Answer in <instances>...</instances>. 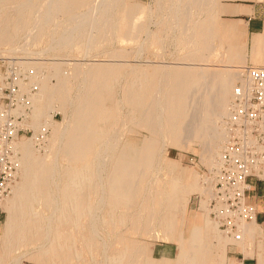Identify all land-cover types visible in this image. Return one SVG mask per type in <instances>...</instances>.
I'll return each mask as SVG.
<instances>
[{"label":"bare ground","instance_id":"bare-ground-1","mask_svg":"<svg viewBox=\"0 0 264 264\" xmlns=\"http://www.w3.org/2000/svg\"><path fill=\"white\" fill-rule=\"evenodd\" d=\"M149 5L0 0V57L21 54L22 65L33 69L30 124L34 131L40 123L51 129L42 140L46 154L33 147L34 136L15 143L20 173L4 200L8 215L0 264H21L24 258L40 264H206L212 229L223 247L240 245L255 233L264 239L254 220L241 225L239 240L222 236L205 214L186 230L184 218L178 234L176 214L187 211L190 194L210 196L212 189L199 183L198 174L185 183L172 168L165 169L166 178L159 177L168 142L199 141L203 160L217 166L226 140L225 118L237 81L244 83L246 65L245 51L232 47L236 23L219 16L241 9L219 0ZM11 20L21 24L20 33H10ZM151 21L154 30L147 27ZM20 35L25 40L18 45ZM43 36L49 38L45 46L32 49ZM141 36L134 52L119 45ZM170 43L173 61L135 58L150 44L164 50ZM222 47H228L218 59L224 64L217 66L210 56ZM75 48L83 58L69 57ZM99 55L105 58L92 59ZM250 56L252 65L264 66V28L253 34ZM55 107L63 110V122L52 118ZM139 132L140 139L129 138ZM259 173L264 174V165ZM201 207L208 214L206 200ZM158 229L165 238L179 240L175 258L149 256L145 244L133 237ZM263 245L258 242L259 264H264ZM214 264L242 262L227 263L223 255Z\"/></svg>","mask_w":264,"mask_h":264},{"label":"built area","instance_id":"built-area-1","mask_svg":"<svg viewBox=\"0 0 264 264\" xmlns=\"http://www.w3.org/2000/svg\"><path fill=\"white\" fill-rule=\"evenodd\" d=\"M241 73L244 83L235 85L225 118L226 140L213 171L208 205L219 230L237 240L241 225L256 221V208L246 199L249 178L264 179L258 175L264 165V66L249 63ZM32 76L33 69L24 67L22 58L0 57V206L19 178L15 143L32 131ZM48 131L42 124L34 136L41 140Z\"/></svg>","mask_w":264,"mask_h":264},{"label":"rangeland","instance_id":"rangeland-1","mask_svg":"<svg viewBox=\"0 0 264 264\" xmlns=\"http://www.w3.org/2000/svg\"><path fill=\"white\" fill-rule=\"evenodd\" d=\"M133 1L135 3H140V4H143L146 6H148L150 4L149 6L152 9H155V7L157 6V0H136V1L135 0H132V1L126 0L125 1L124 0V2H126V3H128V2L133 3ZM257 1H260L261 2L260 4H264V0H219V2L222 3V5H225V4H231V5L253 4ZM260 10L262 12L264 11L263 8ZM233 14L234 13L222 12V13H220L219 18L222 22L226 21V22L236 23V27H234L235 32H233V37H232L233 38L232 39L233 40L232 41V45H233L232 47L234 49L244 50L245 54H246V53H248L249 42H250V39H251V36L253 35V33L250 35L246 22H244L242 19H240V17L234 16ZM140 15H144V14L143 13L137 14V16H140ZM24 18L27 21H29V12H26L24 14ZM152 22L153 21L149 22L148 26H147L150 30H154L156 27L154 22L153 23ZM9 24H10V27H9L10 33H14L16 30H18L20 33L21 30H20L19 26L21 24L19 22H15L14 20H11L9 22ZM244 32L246 34H243ZM20 36H19V38L15 39L17 41V44L19 43L18 45H20L24 42L23 39L25 40V38H23L24 37L23 35H20ZM143 38H144V36H141L136 40H130V39L121 40L119 45L120 44L124 45L126 48L131 49L134 52L136 50L137 46L139 45V42ZM48 39L49 38L47 36H43L41 38V41L38 43V45L33 46L31 48L32 49H38L39 47L42 48L43 46H45V43L48 41ZM2 45H4V43ZM174 47L175 46L171 43L165 44L164 50H162L160 47L153 45V44H150L142 52L144 55L141 53V55H139L140 57L135 56V58L136 59L139 58L141 60L147 59V60L153 61V62L163 61L164 63L169 62V61H173L176 55L174 54L175 56L173 55V57H172L169 55V52L174 51L175 50ZM227 48L228 47H225V48L222 47L220 50L217 49L215 51L216 52L215 54H217L219 51H220V53L221 52L222 53H221V55H220V53L218 54L219 57L215 54L213 56H210V59H214V61L216 62L215 63L214 61L213 62L210 61V63H215L217 66L223 65L224 62L223 61L219 62L220 60H218V59L223 60L222 58L225 57L224 54L226 53ZM2 49L5 50L6 47H2ZM179 53H182L181 50L179 51ZM60 54H61V55H59L60 57H62V56L67 57L64 55V53H60ZM134 54L135 53H133L131 56L132 59L134 58ZM16 56H18V57L20 56V58H21V54H19V55L16 54ZM220 56H222V57H220ZM69 57L83 58L81 56V52L78 51V48H75L73 51H71ZM93 58L103 59L105 57L99 55L97 57H92V59ZM72 61H74V60L73 59L69 60V62H72ZM82 61H84V60H82ZM219 63H222V64H219ZM249 63H250V61L247 59L245 64H249ZM260 64H262V63H260ZM50 82H55V79L51 78ZM237 83H238V81H237ZM51 111H52V118L55 121L63 122V119H64L63 110H60V108L58 109V107L57 108L55 107V109H52ZM30 122H31V120H30ZM42 124L43 123H40V126ZM40 126H39V128H40ZM39 128L37 130H35L36 131L35 132L34 128L31 125L32 131L30 133H28L27 135L20 137L19 139L28 138V137L36 135ZM50 130L51 129L49 128V131L46 134V136L43 139H41L40 141L36 139L37 138L36 136H34L35 140H33V141L35 144L33 145V147H36V150L38 149L37 151L42 155L46 154L47 150H48V148L45 146L46 144H42V143H44L42 140H44L45 138L48 137V135L50 134ZM129 138L140 139L141 133L139 132L136 135H132V136L129 135ZM45 143H47V142H45ZM44 146L47 148V150ZM20 154L21 153H19V156H20ZM164 156L168 159H166ZM162 157L165 160H164V162L162 160L164 167L159 173V177L161 179L166 178L167 175H169L170 168H172L176 173L179 171L178 174H180V175L182 174V176L185 178V183H191L193 180L194 174H198V176H201V177H198L199 183H201V185L204 187H210L211 186V189H212L211 192L213 193V178H214L213 177V175H214L213 171L215 168H211L203 160L202 151H201V143L199 141H192V142H190L189 145H181V146L180 145L177 146L175 144H171L168 142L163 147ZM168 160L171 163L168 162ZM172 163H173V165H172ZM165 169H169V170H165ZM19 173H20V171H19ZM258 175L260 177L264 178V174L258 173ZM200 193L201 192H199V191L192 192L190 194V197H189V201H188L189 203L187 206V211L186 212L179 211L176 214V220L178 223V229H177L178 234L182 233V223H183L184 218H185V225L183 228L185 230H186L187 226H189V224L200 222L202 219V215H204V214L207 215L210 220H212V218L209 214V206L208 205H209L210 197L213 194L210 193V196H208L207 194H203V193L200 194ZM207 197H209V198H207ZM203 200H206V206H207L208 214H206L205 211L203 213V210L201 207V202ZM7 215H8V211L5 208V204L3 202L0 206V236L2 235ZM256 223H257V227H260L262 230V233H264V215H262V216L258 215ZM161 233L162 232L158 229L153 234H147V235L133 234V237L145 244L146 253L149 256H153L155 258H160V257H167V258H172V259L175 258L177 253H178L179 240L175 239V238L174 239L165 238L163 236V234H161ZM220 233L222 236H226L224 233H222V232H220ZM229 237H231V236H229ZM244 239H243V241H241L242 243H240V245H236V246L228 245L226 247H223L221 245V242L220 241L218 242V238L216 236V231H213V229L210 230V234L208 236L210 251H209V258L206 261V264H214L216 261H218V258L223 256V255L226 256L227 263H228V260L230 259V260L238 261V262L241 261L242 264H259L257 262V257H256L257 253H258V247L257 246H258V242L261 240L263 241V244H264L263 236L255 233L253 238H244ZM252 248H253V250H252L253 254L251 256H249V255L246 256L245 254L250 253ZM21 264H40V263H38L34 260H30L28 258H24L22 260Z\"/></svg>","mask_w":264,"mask_h":264},{"label":"crops","instance_id":"crops-1","mask_svg":"<svg viewBox=\"0 0 264 264\" xmlns=\"http://www.w3.org/2000/svg\"><path fill=\"white\" fill-rule=\"evenodd\" d=\"M259 3V4H258ZM260 1H257L253 4H243L236 5L241 10L234 12V16L240 17L247 24L248 31L250 35L253 33H259L263 31L264 28V4H260ZM253 36V35H252ZM252 36L249 42L248 53H246L247 59L251 62V48H252ZM249 183L251 184L250 189L246 193V199L248 203L253 204L256 208V220L257 216L264 215V179L259 178H249ZM257 257V256H256ZM258 262V258H257Z\"/></svg>","mask_w":264,"mask_h":264}]
</instances>
